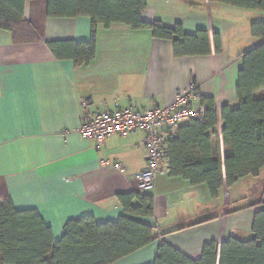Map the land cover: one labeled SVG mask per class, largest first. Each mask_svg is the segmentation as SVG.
<instances>
[{"label":"crops","instance_id":"0c3cea01","mask_svg":"<svg viewBox=\"0 0 264 264\" xmlns=\"http://www.w3.org/2000/svg\"><path fill=\"white\" fill-rule=\"evenodd\" d=\"M145 2L144 22L159 21L166 27L181 24L187 35L205 30L211 37V54L175 58L170 42L154 40L147 30L114 24L108 29L97 27L95 58L75 68L71 61H57L46 43L87 42L91 22L85 17L46 18L45 0L29 1L24 10V19L39 35L38 42L14 44L10 33L0 30V200L8 198L16 211H36L51 229L55 243L69 220L116 221L123 214L117 195L135 191L136 175L146 167L141 132L110 137L99 151L94 141L74 134L83 105L91 114L160 107L194 82L201 97L214 99L218 110L223 105L238 106L240 55L258 43L249 39V28L241 37L233 24L225 36L223 24L214 22L211 14L218 4ZM213 33L221 37L218 55ZM228 33L233 35L231 48ZM221 128L219 121L222 159ZM114 164L121 169L112 168ZM151 195L154 215L144 222L155 228L158 240L115 264H152L162 242L196 261L206 243L220 245L226 238L241 240L252 235L256 210L250 206L255 201L248 199L249 206L233 208L243 198L233 199L226 189L211 199L205 185L191 187L171 177L168 163Z\"/></svg>","mask_w":264,"mask_h":264},{"label":"trees","instance_id":"16d2710c","mask_svg":"<svg viewBox=\"0 0 264 264\" xmlns=\"http://www.w3.org/2000/svg\"><path fill=\"white\" fill-rule=\"evenodd\" d=\"M34 0H0V30L10 33L14 44L39 41L34 25L24 19L25 5ZM49 19L88 18L87 42L56 41L46 46L57 61H71L75 68L87 66L96 54V29L119 24L134 31L147 30L154 40L172 44L175 58L205 57L212 52L205 30L187 35L181 24L166 27L159 21L146 23L145 0H45ZM188 3L221 4L264 12V0H184ZM250 35L258 43L240 55L234 109L220 110L212 98H200L203 119L181 125L167 141L169 175L191 187L205 185L211 199L244 178H258L264 169V22L253 23ZM215 54L221 53V37L213 33ZM221 121L223 157H220L218 123ZM123 214L114 222L98 224L91 217L69 220L55 243L51 229L34 210L16 211L8 198L0 200V264H115L159 238L144 222L154 215V198L137 189L117 195ZM252 239L226 238L220 245H203L193 261L166 243H160L152 264H264V203L252 204Z\"/></svg>","mask_w":264,"mask_h":264},{"label":"built area","instance_id":"2783aa9c","mask_svg":"<svg viewBox=\"0 0 264 264\" xmlns=\"http://www.w3.org/2000/svg\"><path fill=\"white\" fill-rule=\"evenodd\" d=\"M200 98L198 85L191 82L178 91L169 104L160 107L145 110L128 107L91 114L83 105L81 123L73 132L85 140L94 141L97 151L110 137L125 138L135 132L143 133L146 167L136 175V189L151 194L156 178L166 169L167 141L184 123L203 119L204 107L200 105ZM112 168L120 170L121 166L114 164Z\"/></svg>","mask_w":264,"mask_h":264},{"label":"rangeland","instance_id":"374dc122","mask_svg":"<svg viewBox=\"0 0 264 264\" xmlns=\"http://www.w3.org/2000/svg\"><path fill=\"white\" fill-rule=\"evenodd\" d=\"M151 1V0H150ZM169 5L175 6V3L170 2ZM178 10H185L184 7L177 6ZM212 18L214 22H218L219 24H223L222 27L225 29L224 34L227 36L226 32L227 27L231 28V25H235L238 27L237 35L244 37L246 32L250 33V25L253 23L264 22V12L260 11H251V10H242L238 8H232L229 6H224L218 4L215 8L211 10ZM242 34V35H241ZM253 44H255L254 39L249 36ZM228 46L231 48V42L233 40V35L228 33ZM257 44V43H256ZM251 46V45H250ZM245 48V47H244ZM252 47H247L244 49L245 52L249 51ZM244 53V52H243ZM258 98H264V92L257 95ZM229 195L233 198H243L239 203H233V208L237 207H246L249 206L250 203L248 201H255V203L261 202L264 203V169L261 171L260 176L258 178L248 177L245 180L239 182L238 185H235L231 189L228 190ZM249 199V200H248ZM253 237H243L242 241L251 240Z\"/></svg>","mask_w":264,"mask_h":264}]
</instances>
